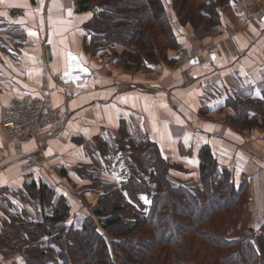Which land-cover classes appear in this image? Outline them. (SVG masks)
<instances>
[{
	"label": "crops",
	"instance_id": "1",
	"mask_svg": "<svg viewBox=\"0 0 264 264\" xmlns=\"http://www.w3.org/2000/svg\"><path fill=\"white\" fill-rule=\"evenodd\" d=\"M77 7L76 0H0V238L8 239L0 264H26L32 245L58 256L52 234L83 228L104 195L125 196L136 173L147 178L137 161L151 169L154 148L189 172L172 171L175 184L193 185L209 145L220 167L238 183L246 179L244 224L258 233L264 128H236L227 102H264V0L219 2L209 28L177 20L183 50L168 51L175 65L143 61L138 72L89 50L84 25L94 7ZM45 94L58 109L52 122L29 138L3 133L8 105ZM59 209L65 215L53 223ZM19 225L45 233L33 241Z\"/></svg>",
	"mask_w": 264,
	"mask_h": 264
},
{
	"label": "trees",
	"instance_id": "2",
	"mask_svg": "<svg viewBox=\"0 0 264 264\" xmlns=\"http://www.w3.org/2000/svg\"><path fill=\"white\" fill-rule=\"evenodd\" d=\"M80 13L94 2L85 23L101 39L125 47L127 68L146 61L151 65H174L168 51L181 52L176 21L209 28L205 22L223 0H76ZM96 8V11L94 10ZM210 10V11H208ZM233 125L240 129L264 128V102L231 98ZM253 117V115H255ZM144 149L143 145L138 146ZM147 170L149 178L131 176L126 194L142 213L130 209L120 196L101 202L91 223L83 228L55 231L51 242L59 254L40 245L24 249L26 264H264V224L257 233L244 224L249 201L246 179L238 183L232 170L220 167L209 145L200 150L196 184H175L170 172L181 168L162 156ZM186 172V171H185ZM189 173V172H186ZM152 184L156 185L153 190ZM141 194L151 198L144 213ZM65 212L59 209L53 223ZM91 218V217H90ZM89 219V218H88ZM99 222V223H98ZM33 241L45 232L19 225ZM49 231H47L48 233ZM8 246V239L0 238Z\"/></svg>",
	"mask_w": 264,
	"mask_h": 264
},
{
	"label": "built area",
	"instance_id": "3",
	"mask_svg": "<svg viewBox=\"0 0 264 264\" xmlns=\"http://www.w3.org/2000/svg\"><path fill=\"white\" fill-rule=\"evenodd\" d=\"M49 94L25 96L8 105L3 114L2 131L10 137L29 138L36 136L57 116Z\"/></svg>",
	"mask_w": 264,
	"mask_h": 264
},
{
	"label": "rangeland",
	"instance_id": "4",
	"mask_svg": "<svg viewBox=\"0 0 264 264\" xmlns=\"http://www.w3.org/2000/svg\"><path fill=\"white\" fill-rule=\"evenodd\" d=\"M96 5V3H92L91 4V6H92V8L94 7ZM208 11H210V10H208ZM80 13V12H79ZM91 14H93V11H92V13ZM208 18H206L204 21L205 22H208ZM185 25H188V26H190V24L189 23H184ZM204 24V26H205V23H203ZM193 26V25H192ZM197 27V26H196ZM206 28H208L207 26H205ZM84 28H85V31H86V37H85V42H86V45L88 46V48H89V50H91L92 51V53H94V54H96V55H102L103 57H105L106 59H108V60H111V58H113V59H116V58H118V56H119V58H121V60L122 59H124L123 61H125V66L127 67V58L126 57H124V55H123V53H124V51H125V47L124 46H122V45H118V44H116V43H111V42H108V41H106L105 39H101L99 36V34H97L96 33V31L94 30V29H92V27H90V26H86V25H84ZM109 47L110 49H106V50H103V48L104 47ZM103 47V48H102ZM113 47V48H112ZM102 51H103V53H102ZM142 64H144V62L142 61L141 62V64L140 65H136V66H133V67H128V69H133V70H137V72L138 71H140V69H141V66H142ZM175 65V64H174ZM235 114V113H234ZM232 115V116H229V118H230V120H231V123H233V120L231 119V118H233L235 115ZM256 127V126H255ZM254 127V128H255ZM154 147V146H153ZM156 148H154V151H153V155H152V159H153V162L156 160V159H158L157 158V150H155ZM148 159V158H147ZM152 161V160H151ZM145 165V166H144ZM147 165H149V163H146V164H143V163H141V162H139V161H137V166H143L144 168H146L147 170H150L148 167H146ZM139 170V169H138ZM138 170H137V167H136V172H138ZM140 171V170H139ZM172 171H177V172H179V173H181V174H183L184 176H185V174H187L186 172H185V170L183 169V168H179V169H177V170H172ZM171 171V172H172ZM170 172V173H171ZM172 173H174V172H172ZM174 174H176V175H178L177 173H174ZM136 175H137V173H136ZM171 176V175H170ZM179 176V175H178ZM147 178H149V177H147ZM197 180V179H196ZM196 180L195 181H193V185H190L189 187H193L196 183ZM190 183H192V182H184V184L185 185H187V184H190ZM188 186V185H187ZM152 188H153V190L156 188V185L155 184H152ZM119 193V194H118ZM121 196V194H120V192H113L112 193V195H109V194H106V195H104V197L100 200V203L101 202H107V201H109V200H111V199H117L118 197H120ZM122 198H123V203L127 206V207H129L130 209H134L135 211H137V210H139V208H138V206L135 204V203H133L131 200H130V198L127 196V194H126V192H125V196H121ZM142 197H146L147 198V200L148 201H150L151 202V198H150V196H148L147 194H141V203L143 204V206H144V210L146 211V210H148L149 209V207H150V203H146L143 199H142ZM99 203V204H100ZM99 206V205H98ZM96 219V220H95ZM94 220L95 221H97V218L95 217L94 218ZM246 226V225H245Z\"/></svg>",
	"mask_w": 264,
	"mask_h": 264
},
{
	"label": "snow or ice",
	"instance_id": "5",
	"mask_svg": "<svg viewBox=\"0 0 264 264\" xmlns=\"http://www.w3.org/2000/svg\"><path fill=\"white\" fill-rule=\"evenodd\" d=\"M69 15H71V10H69ZM27 35H36L34 32H27ZM73 59H76L75 57H73ZM85 72H87V69H84ZM125 103L127 102L126 100L124 101ZM142 199L146 202V203H151L150 201L147 200L146 197H142Z\"/></svg>",
	"mask_w": 264,
	"mask_h": 264
},
{
	"label": "water",
	"instance_id": "6",
	"mask_svg": "<svg viewBox=\"0 0 264 264\" xmlns=\"http://www.w3.org/2000/svg\"><path fill=\"white\" fill-rule=\"evenodd\" d=\"M94 10L96 11V8ZM49 56L51 57V51H50V49H49ZM120 145H121V148L122 149H125L126 144L124 142H121ZM91 222H92V218H89L88 219V223H91Z\"/></svg>",
	"mask_w": 264,
	"mask_h": 264
}]
</instances>
